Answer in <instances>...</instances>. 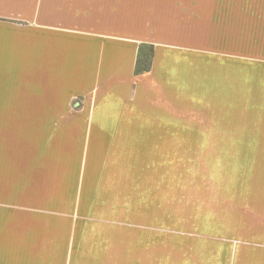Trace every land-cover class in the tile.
<instances>
[{
    "label": "crops",
    "instance_id": "crops-1",
    "mask_svg": "<svg viewBox=\"0 0 264 264\" xmlns=\"http://www.w3.org/2000/svg\"><path fill=\"white\" fill-rule=\"evenodd\" d=\"M171 44L177 56L163 52ZM80 93L85 109L72 124H33L26 133L31 146L21 125L11 129L15 143L50 158L55 131L79 134L88 124L91 129L153 124L163 141L164 95L181 112L202 110L213 122L257 124L253 140L264 144V0H0V112L61 113ZM82 106L73 103L76 110ZM127 155L119 154L128 167L118 184L135 169ZM27 159L29 165L35 162L33 156ZM4 160L0 208L7 219L0 218V235L10 228L16 243L12 259L0 257V264H23L20 250L35 264L30 249L39 240L37 232L22 225H42L57 215L47 204L28 201L20 178H8L10 158ZM147 164L152 185L150 170L157 163ZM101 166L100 175L116 173L100 171ZM244 177L238 216L236 207L225 204L220 225L204 227L203 234L188 227L186 233L162 236L151 223L136 231L137 212L128 215L118 204L113 209L118 207L122 220L95 222L116 231L64 236L71 247L50 255L52 264H264V171L247 170ZM147 191L150 187L139 191L144 199L137 206L143 209ZM69 219L76 224L79 212L73 209ZM25 234L30 239L24 245Z\"/></svg>",
    "mask_w": 264,
    "mask_h": 264
},
{
    "label": "rangeland",
    "instance_id": "rangeland-1",
    "mask_svg": "<svg viewBox=\"0 0 264 264\" xmlns=\"http://www.w3.org/2000/svg\"><path fill=\"white\" fill-rule=\"evenodd\" d=\"M120 40L123 43L128 41L125 38ZM163 48V52L167 56L177 54V50L172 47V44L164 45ZM85 100V95L78 94L72 98L66 110L61 113L0 112V166L1 159L4 163V158L7 156V148H9L7 142L12 141L10 146L13 147L10 152H15L14 145L16 143L15 139L12 138L13 135L10 134L11 129L16 130V128L24 125L22 137L31 146L33 140L26 133L31 134L33 124H72L83 113ZM81 101L84 102L82 108L77 110L73 108L74 102ZM171 102V99L163 95V116L167 119L166 122L163 121V141L157 140L159 134L155 133L160 131L153 124L141 125L140 135L134 136L132 145L134 144L137 154H128L127 156L130 158V166L132 163L135 164V169L131 168L130 175L121 178V184H118L119 173L128 167L127 160L113 158L110 161L109 159L106 160L107 164H105V166H108H102L100 171L110 168L112 171L117 172L114 176L117 180L112 182V185L110 183L106 185L102 190L103 192L85 195L80 185L81 175L84 177L85 171H77V169L73 171L69 168V164L77 168L81 167V164H79L81 158L80 156L77 159L70 158L69 152L60 155L61 160L59 158L55 159L54 155L56 154L50 155V160H35L31 166H28V169H26L28 164L25 165L24 172L15 173L12 176L13 179L15 177L20 178L21 186H25L23 190L29 192L27 195L29 202L38 201L39 204H47L57 215L56 220L47 221L42 225L23 223L24 230L27 229V225V227L30 226L37 232L36 236L39 240L36 246L30 249V251L35 252L34 257L46 260L42 256L46 249L42 247V237L38 232H41L42 229L44 231L61 230L63 235L51 238V244H54L52 254L55 251H65L71 245L61 238L66 235L72 236L73 233L76 237H79L81 233L85 234L86 232L82 230L83 225L81 224L85 225L86 222L91 220L88 212L93 209V204L102 207L101 204L103 202L107 203L105 200L111 195L114 199H112V203L107 204L112 207H109V209L102 207L103 219L107 220L108 215H111L114 218L111 219L113 221L122 220L123 217L118 216V207L114 209L113 207L123 204L125 205L126 214L130 215L132 212H137L136 231L151 223L152 231L161 233L162 236L186 233L187 230L185 229L188 227H194L195 235L203 234L204 227L211 226L213 229L214 226L220 225L217 217L223 219L225 204L236 207L233 211L238 216L240 212L238 188L243 184L245 172L247 170L264 171V144H255L256 139L253 140L256 136L257 124L213 122L209 119L207 112L195 109L181 112V109L176 108ZM166 105L168 106L165 107ZM0 108L3 107L0 106ZM24 108L28 107L24 106ZM149 129H151V132H149ZM61 130L68 131L64 128ZM147 133H150V135L147 136ZM161 136L162 134H160ZM250 140H253L252 143L249 142ZM62 141L65 140L62 139ZM51 143L53 144V140H51ZM85 144H87L86 141ZM27 152H30V150ZM53 152L55 153L54 150ZM121 153L124 152H118L117 156L119 157ZM161 155H163V158ZM64 156L69 159L63 161ZM162 159L163 162L158 164ZM142 160L144 167L140 163ZM148 161L157 163L155 166L153 164L150 170L152 185L147 176ZM24 162L31 163L28 162V159ZM81 162L90 163L91 161L82 160ZM49 163L55 167L56 172H53L47 166ZM62 166H66L65 168L69 173L68 177L65 175L66 171ZM34 167L41 174L52 172L54 175L59 173L58 178L65 183L62 186H57L54 192L38 187L33 173ZM138 173L139 176H136ZM127 179L130 181L129 184L126 181ZM108 180L106 179V181ZM133 181H147L148 183L145 186L137 185L135 187L131 184ZM72 182H75V184H71ZM149 187L150 191L144 194L146 206L143 209L142 205L137 206V204H142V199H144L139 196V191L143 192ZM35 190L38 194L32 195L31 191ZM92 197L95 200L89 201ZM73 209L79 212L81 218L76 224L69 219V213ZM1 216L7 219L3 209L0 208V218ZM114 231L116 230L114 229ZM29 239V235L25 234L23 244L25 245ZM14 241V235L10 228L5 229L3 235H0V247L2 248H0V257L12 259L11 255L14 254L13 244L16 243ZM26 253L25 250L18 252L17 259L23 260V264H28Z\"/></svg>",
    "mask_w": 264,
    "mask_h": 264
},
{
    "label": "bare ground",
    "instance_id": "bare-ground-1",
    "mask_svg": "<svg viewBox=\"0 0 264 264\" xmlns=\"http://www.w3.org/2000/svg\"><path fill=\"white\" fill-rule=\"evenodd\" d=\"M107 115L111 116L112 118L118 116L117 114H112V113H108ZM121 116H124V115L120 114L119 117ZM93 125H95L94 126L95 129H91L90 128L91 124H88V127L85 130H80L79 134L78 133L75 134L71 132L70 130L68 131H64L61 129L57 130L54 132L51 138V140H53V144L51 143L50 145L51 148H53V150L55 151V154H56L54 155L55 159H58V158L60 159L61 158L60 155H62L64 152H69L70 158L77 159L78 156H80L81 161L82 160L91 161L90 163H87V162L83 163L80 161L79 164H81V167H78V168L76 166H72L71 164H69V168L73 171L77 169V171L84 172L86 167H87V170L90 171V173L87 175H84V177H82L81 175L80 185L85 195H87L88 193L103 192L102 190L105 188L106 185L117 180L114 177L117 172L113 175H109L108 173L107 175H102V174L100 175L97 167L101 164L102 166H105V164H107L106 160L110 159V161H112L113 158L119 159V157L117 156L118 152H124L126 154H132V155L137 154L136 149L134 148V144L132 145V141L134 140V136L140 135L139 131H141L142 129L141 125L148 126L147 124H93ZM82 131L85 135H87L92 140L90 145L85 144V141L82 140V137H81L83 136V134H81ZM146 135L149 136L150 133H147ZM62 139L65 141H62ZM10 143H12V141ZM10 143H8L9 148H7L8 149L7 156L8 158H10L11 171H10V175L8 176V178H10L11 181L14 180L12 176L15 173H18V171L19 173L24 172L23 170L25 169L24 168L25 165L30 164V163L24 162L25 160H27L28 157L33 156L35 160H38V161L50 160V158H46V159L40 158L38 149H36L35 151L28 147H23L19 144L14 145L15 152L11 153L10 150L12 149L13 146H10ZM28 150H30V152H27ZM21 153L22 155H20ZM109 154L110 156H108ZM24 155H27L28 157L23 158ZM67 159L69 158L64 156L63 161ZM104 159H105V162H104ZM51 160H54V159H51ZM92 160H95L97 162L94 163ZM47 166L51 168L53 172L57 171L55 170V167L51 163L47 164ZM62 167L64 171H66L65 175L68 177L69 173L65 168L66 166L65 167L62 166ZM105 171L113 172L110 168H106ZM33 173L35 176L36 185L43 189H48L50 190V192H54L55 191L54 189H57V186H62L63 183H65L62 179L58 178V176L60 175L59 173H55L54 175L52 172H49L47 174H44V173L41 174L40 172H37L36 168L33 171ZM136 176H139V173ZM47 177H50V178H47ZM106 179H109V180L106 181ZM126 181L128 182V184L130 183L128 179ZM147 183H148L147 181H138V182L133 181V183L131 184L136 187L137 185L145 186L147 185ZM71 184L74 185L75 182H72ZM22 188L25 189V186H23ZM120 198H122V196H120ZM87 199L89 200V198ZM112 199L114 198L111 195V197H108L105 201L107 203H112ZM92 200H95V199H93L92 197L89 201H92ZM83 201L86 202L85 200ZM93 205H94L93 209L88 212V215L90 216L89 218H91L92 221L90 220L86 222L85 225L81 224L83 225L82 230L86 233H88L89 231L104 232V233L110 232L112 228H109L107 225H97L96 226L95 222L96 220H102L105 223L107 221H111V219H114V218L111 215H108L107 220L103 219V216H102L103 208L99 207L97 204H93ZM109 207H112V206L109 204ZM104 217H105V214H104ZM38 233L42 237L41 239L42 247L46 249L45 253L42 254V256L46 258V260H40L39 258L35 257L34 263L35 264H52V259L49 256L50 255L52 256V252H53L52 246H54V244H51L52 243L51 238H53L54 236L59 237L60 235H63V232L61 230L44 231L42 229L41 232H38Z\"/></svg>",
    "mask_w": 264,
    "mask_h": 264
}]
</instances>
